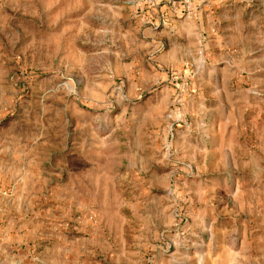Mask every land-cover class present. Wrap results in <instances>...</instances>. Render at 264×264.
<instances>
[{
  "label": "rangeland",
  "instance_id": "1",
  "mask_svg": "<svg viewBox=\"0 0 264 264\" xmlns=\"http://www.w3.org/2000/svg\"><path fill=\"white\" fill-rule=\"evenodd\" d=\"M223 1L232 15L243 9L242 22L258 7L255 2L244 7L238 0ZM18 2L26 5L28 0ZM73 2L61 0L65 7ZM94 2L101 7L93 10L92 20H82L80 10L68 11L57 21L55 31L37 21V39L58 38L62 48L74 46L82 56L98 53L94 59L97 83L107 89L103 94L115 97L113 89L123 96L135 93L132 100L141 106V119L151 108L166 107L167 125L149 120L142 128L137 126L145 144L140 155L118 133L119 146L110 151L106 166L86 180L75 173L79 165L70 152L63 161L68 171L60 168L52 150L56 134L50 139L49 125L43 121L37 125L33 119L17 150L0 158V238L8 230V239L19 247L47 254L61 264H191L187 258L196 254L200 241L206 244L211 239L208 228L223 232L235 227L238 246L246 242L251 255L259 257L264 248V45L254 39L237 40L248 30L234 32L235 22L221 19L222 12L219 30H212L216 35L210 36L208 29L199 36L202 39L192 50L194 61H185L179 72L172 71L157 61L166 53V43H157L147 34L151 25L142 17L145 12L155 16L157 6L173 8L177 3L186 6L188 13L191 0ZM108 8L118 10V29L105 19V13L109 19L112 16ZM59 11V7L52 9V16ZM25 14L21 9L20 15ZM11 16L10 10L0 12V41L6 47V34L16 30ZM65 29L66 35L78 30L84 35L66 41L60 36ZM155 45L161 48L154 51ZM19 48L11 49L16 59L9 67L19 66L11 67L5 79L10 82L22 73L35 79L16 81L15 87L23 89L19 101L11 91L0 95V123L5 127L24 113L20 101L31 104L36 82H45L59 71L55 63L49 67L47 46L37 45L25 53ZM76 107L79 115L72 122L73 132L78 124L103 127L105 108ZM119 111L108 115L114 117ZM193 112H199L198 119ZM93 117L99 120L93 122ZM188 126L196 131L181 148ZM165 153L172 164L153 162L147 171L141 170V156L155 154L159 160ZM178 157L183 158L179 163ZM209 197L211 211L204 224L195 228L193 214L205 210L202 199ZM189 228L196 235L186 231Z\"/></svg>",
  "mask_w": 264,
  "mask_h": 264
},
{
  "label": "clouds",
  "instance_id": "2",
  "mask_svg": "<svg viewBox=\"0 0 264 264\" xmlns=\"http://www.w3.org/2000/svg\"><path fill=\"white\" fill-rule=\"evenodd\" d=\"M229 2L232 3L233 0H229ZM238 2L243 3L244 7H251L255 2L258 7L253 9L247 21L244 22L240 18L243 9L235 15L231 14V8L226 9V13L221 19L227 20L230 24L235 22L233 31L236 33H241L245 29L248 30L246 35H237V40L254 39L256 43L264 45V0H238ZM201 3H203V0L187 4L190 13L187 21H185V24L193 29L192 34L197 35L198 39H202V37H199L195 29L199 28V31L202 32L203 28L197 23L199 15L195 13L194 9L199 7ZM137 6L133 5V7ZM57 7L61 8V11L53 17L51 10ZM100 7L94 0H74L67 7L61 4V0H35V3L28 0L26 5L19 3L18 0H0V12L11 11L12 16L10 18L13 20L16 29L6 34L7 47L3 41H0V95L11 91L16 100L19 101L23 89L15 87L16 81L24 79L31 82L35 79L34 75L25 76L23 73L19 77L13 76L10 82L5 79L11 67L19 66L11 65L9 67L10 62L16 59V53L12 52L11 49L17 45H20L18 51L21 53L28 52L29 49H33L37 45L47 46L46 56L49 67L51 63H55L59 69L47 81L36 82L31 104L27 101H20V107L24 109V113L16 121L8 127L0 123V158L9 157L17 150L19 140L26 134L27 128L31 126L33 119H35L37 125L43 121L49 125L46 130L49 138L53 139L51 134H56L54 138L55 146L52 150L60 162V168L68 171L64 167L63 161L64 157L70 152L79 165L74 169L75 173L87 180L93 178L98 170H102L106 166L105 161L108 159L110 151L119 146V140L115 138L118 133H123L124 137L130 142L129 147L136 149V154L140 155L145 152V144L137 133V126L139 125L142 128L144 123L149 120L167 125L166 119H163V114L167 111L166 107L156 106L151 108L143 114L141 119V106L134 104L132 100L135 93L123 96L119 94V89H113L117 93L115 97L103 94L107 89L106 86L97 83L99 74L94 59V56L99 55L98 53L82 56L74 46L62 48L58 38L37 39V21L47 27L48 30L55 31L57 30V21L61 20L66 12L80 10L82 20H92L93 10ZM102 7L107 8L108 6L103 5ZM21 9H24L25 15H20ZM29 9L31 11H28ZM108 11L112 13V16L109 19L108 14L105 13V19L109 20L113 27L118 29V10L113 12L112 8H108ZM219 23V20H209L210 36L214 34L212 31L214 25ZM181 27L184 29L183 25ZM67 32L68 30L65 29V32L60 33V36L66 41H74L77 37L84 35L83 30L76 31L74 35H66ZM173 34L179 37L181 31L174 29ZM140 47H146V45H140ZM160 48V45H155L153 50L156 51ZM177 51H182L180 45H177ZM115 55L118 60L121 59L119 52H116ZM204 59L207 62V57ZM160 61L164 63L166 58L161 55ZM40 67H43V65H40ZM45 85H49L47 90H45ZM136 91L139 92L141 89ZM41 92H43L42 96L39 95ZM98 101H103V103L98 104ZM10 103L9 101L8 104ZM79 104L105 108L103 127L96 129L92 128L91 124H78L77 131L73 132L71 130L72 122L74 117L79 115L76 107ZM115 109H120L118 115L114 117L108 115L109 112H114ZM192 115L197 119L199 118V112H193ZM96 120H99V117H93V122ZM167 127L170 128V126ZM188 127L189 130L183 134L184 144L180 146L181 148L188 144L191 134L196 131L195 128ZM89 129L91 130L89 131ZM166 147L172 148V145L167 144ZM164 155L165 158L159 160L155 154L141 156V170L147 171L153 162L160 165L172 164V160L167 158L168 154L165 153ZM182 159V157H178L176 162L179 163ZM69 179L71 180L73 177L69 176ZM210 201V197L208 200L202 199V203L206 205V208L193 214V227L199 228L204 224L205 217L211 211ZM195 221H198V223H195ZM186 231L196 235L191 228L186 229ZM207 231L211 233V239L206 244L200 241L196 254L187 258L191 264H264V248L260 249L259 257H254L251 255V250L246 242L238 246V234L235 227L225 229L223 232H218L215 228L210 227ZM0 264H61V262L51 259L47 254H33L32 249L19 247L14 239L12 241L8 239V230H5L4 236L0 238Z\"/></svg>",
  "mask_w": 264,
  "mask_h": 264
},
{
  "label": "crops",
  "instance_id": "3",
  "mask_svg": "<svg viewBox=\"0 0 264 264\" xmlns=\"http://www.w3.org/2000/svg\"><path fill=\"white\" fill-rule=\"evenodd\" d=\"M191 1L193 3L198 2H196V0ZM179 8L185 10L184 17L175 16L178 13ZM228 8H230V5H227L223 0H213L207 4H200V6L194 9V11L199 15V21L197 23L203 28V31L201 32L199 31V28H197L195 29V32H197L199 36L206 34V32L209 31V20L213 18L218 20L219 14L223 12L224 15ZM186 9V6L179 3L173 8L169 6H157L153 13L155 16L151 17L150 13L148 14V12H145L142 17L143 22H150L147 26L151 25V27L146 29L147 34L151 35L153 37L152 39L156 42L158 41L157 43L163 41L166 43V53L161 55L166 58L164 65L169 67L172 71L179 72L178 69L183 68L182 65H185V61H194L192 50L194 46H197L198 37L197 35L192 34L193 29L191 26L185 24L190 13V9L188 8V13ZM182 25L184 26V29L187 30L182 29ZM218 25L221 26V22ZM218 25H214L212 30H219ZM174 29L181 31L179 37L173 34ZM214 35H216L215 32ZM177 45H180L182 51H177ZM189 45H191V47H189ZM161 55L157 57V61H160ZM171 74L177 75V73L173 72ZM197 74L200 75L201 71H198ZM195 79L199 80L198 76Z\"/></svg>",
  "mask_w": 264,
  "mask_h": 264
},
{
  "label": "trees",
  "instance_id": "4",
  "mask_svg": "<svg viewBox=\"0 0 264 264\" xmlns=\"http://www.w3.org/2000/svg\"><path fill=\"white\" fill-rule=\"evenodd\" d=\"M160 7H163L162 5H160ZM179 11H178V13L175 15V16H179V17H184V15H185V10H183V9H178Z\"/></svg>",
  "mask_w": 264,
  "mask_h": 264
},
{
  "label": "built area",
  "instance_id": "5",
  "mask_svg": "<svg viewBox=\"0 0 264 264\" xmlns=\"http://www.w3.org/2000/svg\"><path fill=\"white\" fill-rule=\"evenodd\" d=\"M176 79H172V82L175 81ZM183 82L185 83V85L188 87L189 83H188V79L183 80Z\"/></svg>",
  "mask_w": 264,
  "mask_h": 264
}]
</instances>
